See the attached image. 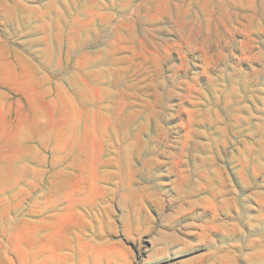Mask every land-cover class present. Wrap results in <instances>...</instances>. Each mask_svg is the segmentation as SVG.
I'll list each match as a JSON object with an SVG mask.
<instances>
[{
  "label": "rangeland",
  "instance_id": "rangeland-1",
  "mask_svg": "<svg viewBox=\"0 0 264 264\" xmlns=\"http://www.w3.org/2000/svg\"><path fill=\"white\" fill-rule=\"evenodd\" d=\"M0 264H264V0H0Z\"/></svg>",
  "mask_w": 264,
  "mask_h": 264
}]
</instances>
